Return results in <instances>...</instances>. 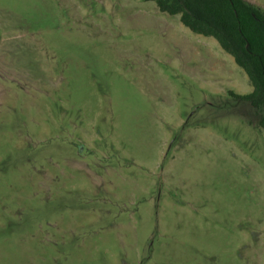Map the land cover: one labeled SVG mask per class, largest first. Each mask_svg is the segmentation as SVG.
Wrapping results in <instances>:
<instances>
[{
  "label": "rangeland",
  "instance_id": "rangeland-1",
  "mask_svg": "<svg viewBox=\"0 0 264 264\" xmlns=\"http://www.w3.org/2000/svg\"><path fill=\"white\" fill-rule=\"evenodd\" d=\"M252 89L155 0H0V264H264Z\"/></svg>",
  "mask_w": 264,
  "mask_h": 264
},
{
  "label": "trees",
  "instance_id": "trees-1",
  "mask_svg": "<svg viewBox=\"0 0 264 264\" xmlns=\"http://www.w3.org/2000/svg\"><path fill=\"white\" fill-rule=\"evenodd\" d=\"M159 9L178 14L193 32L214 37L246 72L252 91L231 92L248 100L264 127V10L247 0H155Z\"/></svg>",
  "mask_w": 264,
  "mask_h": 264
}]
</instances>
